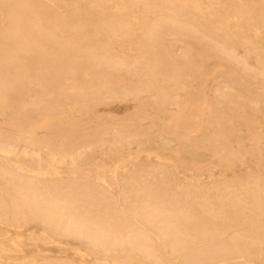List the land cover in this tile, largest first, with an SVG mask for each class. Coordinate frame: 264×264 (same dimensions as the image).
I'll list each match as a JSON object with an SVG mask.
<instances>
[{"label": "bare ground", "instance_id": "1", "mask_svg": "<svg viewBox=\"0 0 264 264\" xmlns=\"http://www.w3.org/2000/svg\"><path fill=\"white\" fill-rule=\"evenodd\" d=\"M0 264H264V0H0Z\"/></svg>", "mask_w": 264, "mask_h": 264}, {"label": "rangeland", "instance_id": "2", "mask_svg": "<svg viewBox=\"0 0 264 264\" xmlns=\"http://www.w3.org/2000/svg\"><path fill=\"white\" fill-rule=\"evenodd\" d=\"M33 229H35V231L39 230V226H34ZM12 232H10L9 234H11ZM75 244L74 248H80L75 242H73ZM43 249V247H36V246H26L23 247L19 250V253H15V254H11L12 256H25L27 257H32L33 255H36L37 253H39L40 249ZM41 253V252H40ZM44 254L50 257H63V258H67V259H74V260H78V257L72 255V253L70 251H66V250H59L56 248H50L48 250L44 251ZM11 256V257H12Z\"/></svg>", "mask_w": 264, "mask_h": 264}]
</instances>
